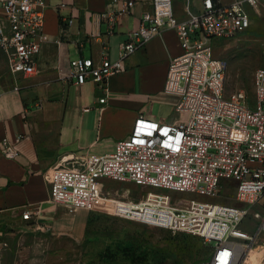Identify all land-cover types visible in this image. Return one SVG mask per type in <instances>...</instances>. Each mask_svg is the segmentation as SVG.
<instances>
[{
    "label": "built area",
    "instance_id": "2783aa9c",
    "mask_svg": "<svg viewBox=\"0 0 264 264\" xmlns=\"http://www.w3.org/2000/svg\"><path fill=\"white\" fill-rule=\"evenodd\" d=\"M138 4L139 24L126 30L116 60L78 57L62 78L95 83L105 103L110 77L125 71L126 60L154 37L172 30L182 52L169 61L164 91L180 97L183 118L170 124L140 116L113 152L62 159L45 173L49 202L70 213L82 209L191 234L214 243L210 264H245L264 246V68L255 74L253 102L242 89L228 96V63L215 56L211 40L246 33L252 15H263L264 0H110L99 17L112 34ZM47 6L46 0H0V51L15 76L36 73V57L48 39ZM16 143L3 142V155L16 157ZM104 179L191 197L148 191L135 199L106 191ZM223 189L242 205L200 199H217ZM22 216L29 220L33 213Z\"/></svg>",
    "mask_w": 264,
    "mask_h": 264
},
{
    "label": "crops",
    "instance_id": "0c3cea01",
    "mask_svg": "<svg viewBox=\"0 0 264 264\" xmlns=\"http://www.w3.org/2000/svg\"><path fill=\"white\" fill-rule=\"evenodd\" d=\"M109 1L46 0L48 39L36 57V73L25 77L8 71L0 78V236L7 229L22 237L55 235L67 228L79 234L90 212L76 211L67 224L66 208L49 202L45 173L62 159L113 152L140 116L170 124L183 118L177 111L180 97L164 91L169 61L182 52L172 30L154 37L126 60L125 71L110 77L105 103H100L104 94L95 83L62 78L75 58L116 60L126 30L138 26L141 4L109 33L108 23L99 17ZM38 100L40 109L34 106ZM5 141L16 143V157L3 155ZM26 210L33 213L29 220L22 216Z\"/></svg>",
    "mask_w": 264,
    "mask_h": 264
},
{
    "label": "rangeland",
    "instance_id": "374dc122",
    "mask_svg": "<svg viewBox=\"0 0 264 264\" xmlns=\"http://www.w3.org/2000/svg\"><path fill=\"white\" fill-rule=\"evenodd\" d=\"M229 1L223 0L224 3ZM211 43L215 56L228 63L226 94L230 96L242 89L253 102L255 74L264 68V12L261 17L253 14L251 28L238 38L212 39ZM6 74L8 63L0 51V78ZM166 111L170 109L164 108L163 112ZM103 183L106 191L119 195L128 192L135 199L148 191L191 197L187 193L142 187L132 182L104 179ZM200 199L242 205L226 189L217 199ZM72 214L66 209L67 224ZM89 219V224L79 234L67 228L55 235L25 234L22 237L15 230H4L0 236V264H210L214 243L206 244L200 237L173 233L110 214L90 212ZM259 250L251 253L245 264H264V248Z\"/></svg>",
    "mask_w": 264,
    "mask_h": 264
},
{
    "label": "bare ground",
    "instance_id": "6f19581e",
    "mask_svg": "<svg viewBox=\"0 0 264 264\" xmlns=\"http://www.w3.org/2000/svg\"><path fill=\"white\" fill-rule=\"evenodd\" d=\"M261 248V250H262V248H264V246H258L257 248H256V250L254 251V254L256 253V252H258V250ZM260 251V250H259ZM264 251V250H263ZM262 253V252H261ZM253 254V255H254ZM260 255V254H259ZM261 257V256H260Z\"/></svg>",
    "mask_w": 264,
    "mask_h": 264
},
{
    "label": "trees",
    "instance_id": "16d2710c",
    "mask_svg": "<svg viewBox=\"0 0 264 264\" xmlns=\"http://www.w3.org/2000/svg\"><path fill=\"white\" fill-rule=\"evenodd\" d=\"M90 219L87 221V225L89 224Z\"/></svg>",
    "mask_w": 264,
    "mask_h": 264
}]
</instances>
